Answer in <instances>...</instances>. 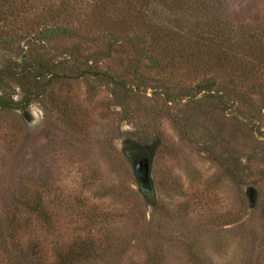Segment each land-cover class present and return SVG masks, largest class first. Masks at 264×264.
I'll list each match as a JSON object with an SVG mask.
<instances>
[{
	"label": "rangeland",
	"instance_id": "obj_1",
	"mask_svg": "<svg viewBox=\"0 0 264 264\" xmlns=\"http://www.w3.org/2000/svg\"><path fill=\"white\" fill-rule=\"evenodd\" d=\"M218 7L236 41L264 33V0ZM150 13L180 32L198 21L186 7L159 5ZM36 17L31 12L8 33L0 20V67L27 60L52 68L28 109L0 113V212L42 198L58 221L42 236L97 241L100 257L84 264H264V86L236 87L233 70L217 67L205 78L219 81L220 95L239 100L237 107L202 94L195 102L189 92L202 77L187 70L185 58L142 74L137 63L148 60L128 47L108 54L115 22L82 24L76 16L71 33L31 41L21 28L35 26ZM123 26L126 39L132 32ZM88 66L92 73L82 74ZM105 72L130 84L144 76L147 92L120 105L109 79L97 75ZM7 81L23 99L19 81ZM156 86L179 101L169 103ZM246 90L254 107L241 102ZM140 155L151 159L147 186L133 162Z\"/></svg>",
	"mask_w": 264,
	"mask_h": 264
},
{
	"label": "trees",
	"instance_id": "obj_2",
	"mask_svg": "<svg viewBox=\"0 0 264 264\" xmlns=\"http://www.w3.org/2000/svg\"><path fill=\"white\" fill-rule=\"evenodd\" d=\"M222 1L1 0L0 20L7 31L5 33H8L16 23L26 21L31 12H35L37 17L34 19L38 20L35 26L30 23L21 28V36L31 41L44 40L50 34L71 33L68 24L76 16L82 20V24L98 17L104 18L103 21H113L116 25L115 33L112 34V40H109L108 54L115 47L120 50L128 47L135 56L148 60V64L141 65L137 58L139 62L136 72L142 74H160L166 68L163 63L168 59H176L179 55L188 61L187 70L194 68L197 75L202 77V81L193 88L194 92H189L190 99L200 101V94L206 99L217 98L221 106L233 111L239 100L231 98L230 95H220L218 87L221 83L205 77L217 72V67H224L235 72H232L234 79H230V83H236V87L244 88L254 82L264 86V33L251 34L243 37L245 40L236 41L237 37L230 24L218 14V6ZM159 5L189 8L198 21L190 31L180 32L167 28L154 20L150 13L153 6ZM47 9L49 15L45 16ZM124 24L132 32L126 39L121 38L125 33ZM176 42H179V46L174 44ZM38 65L26 60L22 64L14 62L0 67V113L26 110L34 98L42 93L40 90L44 91L47 83L44 84L43 81L50 75L52 68L44 62ZM91 68L88 66L82 74H91ZM97 75L101 79H109L120 105L130 95L147 92L145 87L148 83L144 76L136 78V84H130L121 75L113 76L108 72ZM13 78L19 81L23 89V99L16 98L11 84L7 81ZM160 88L161 86H156L155 92L165 95L169 103L179 101V97L170 90L161 92ZM241 102L250 107L255 106V100L248 90L241 96ZM57 223L50 207L42 198L20 199L11 212H0V264H84L100 257V250L96 247L97 241L93 236L82 238V235H78L61 242L50 241L47 236L45 238L41 235V230L44 229L54 231Z\"/></svg>",
	"mask_w": 264,
	"mask_h": 264
},
{
	"label": "water",
	"instance_id": "obj_3",
	"mask_svg": "<svg viewBox=\"0 0 264 264\" xmlns=\"http://www.w3.org/2000/svg\"><path fill=\"white\" fill-rule=\"evenodd\" d=\"M133 162L136 168L137 176L142 181L143 186H147L151 182V159H145V161H138L136 157L134 158Z\"/></svg>",
	"mask_w": 264,
	"mask_h": 264
},
{
	"label": "flooded vegetation",
	"instance_id": "obj_4",
	"mask_svg": "<svg viewBox=\"0 0 264 264\" xmlns=\"http://www.w3.org/2000/svg\"><path fill=\"white\" fill-rule=\"evenodd\" d=\"M137 159L138 161H145V159H150V158L147 156L140 155V156H137Z\"/></svg>",
	"mask_w": 264,
	"mask_h": 264
}]
</instances>
